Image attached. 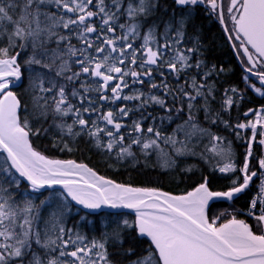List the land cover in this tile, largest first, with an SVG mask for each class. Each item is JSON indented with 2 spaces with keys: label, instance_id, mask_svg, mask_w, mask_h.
<instances>
[{
  "label": "snow or ice",
  "instance_id": "obj_1",
  "mask_svg": "<svg viewBox=\"0 0 264 264\" xmlns=\"http://www.w3.org/2000/svg\"><path fill=\"white\" fill-rule=\"evenodd\" d=\"M174 3L186 11L179 17L173 13L163 23L164 31L159 35L164 43H160L157 21H148L158 10V0H0V151L6 153L0 165V264H121L109 258L106 244L111 238L121 246L114 253L116 256L135 255L133 249L122 248L123 232L127 230L136 233V240L147 239L149 244L144 250L147 255L128 264H264V155L257 158L260 171L250 170L252 143L257 135L264 137V106L248 109L244 114L253 113L254 121L234 126L238 138H241L239 130L250 129L252 133L239 168L242 176L234 179L227 191H211L208 178L204 177L202 183L183 195L118 184L98 175L86 164L50 158L33 147L30 139L49 129L41 126L33 131L27 117L22 120L19 115L21 100L13 89L23 87L25 73L20 61L23 52L27 56L23 60L28 72L27 90L38 123L51 112L54 123L56 117L60 118L61 122L55 126L61 132L73 137L86 133L95 138L97 147L109 152L118 147V158L134 156L133 144L140 146L145 155L153 148L162 153L161 142L171 145L178 155H195L188 147L191 139L208 136L213 142L212 151L228 161L218 171L235 173L230 143L226 149L220 147L218 142L224 138L200 127L193 115L194 110L200 109L210 115L213 86L207 83V78L215 66L204 73L202 81L198 82L194 75L179 86L181 74L193 67L200 70L203 62H190L191 55L198 50L195 45L187 49L178 46L185 37L192 9L204 5L224 25L228 39L238 42L232 46L242 50L245 71L264 84V0H174ZM121 18L124 22H120ZM142 27L147 28L143 35ZM141 36L143 42L137 46L135 42ZM164 69L176 79L177 87L168 84ZM154 72L161 77L159 83L153 82ZM145 78L150 92L163 90L164 96L141 91ZM244 80L247 82L249 77L246 75ZM249 86L264 95L261 88ZM125 89L130 93L125 94ZM229 91L238 95L236 88L225 91L224 110L237 102L227 95ZM168 95L172 97V108L167 107L165 96ZM198 97L203 99L199 107L195 103ZM73 99L78 103L74 104ZM118 101L138 103L134 108L124 105L116 111L111 107L102 111ZM177 101L179 107H175ZM149 104L165 108L168 119H172L173 111L179 115L186 107L187 119L175 130L182 132L185 140L164 136L153 126L146 130L152 135L145 136L142 121L148 117L141 115L131 125L137 135L125 145V136L120 132L125 125L120 121ZM91 113L97 114L96 120L90 116L84 118ZM65 117H71L72 123H65ZM219 119L217 113L212 123ZM100 122L104 127L99 126ZM223 123L232 127L228 121ZM77 126L79 131L74 130ZM102 136L107 137L106 144L101 143ZM60 142L62 138L54 146ZM258 143L264 146V138ZM67 148L64 143L61 151ZM13 169L18 176L12 173ZM258 175L261 183L250 202L248 215L255 219L259 234L235 215L227 218L221 213L209 217L210 201L233 200ZM22 179L29 183L33 193L39 194L36 199L44 195L42 189L61 186L63 191L59 195L64 201L70 198L90 210L104 206L134 210V219L113 221L112 232L105 233L101 240L89 241L79 232L73 236V229L64 224L69 205L63 202L50 205L55 192H49L39 204L29 198L18 202L12 193L17 192ZM42 209L48 212L46 217L42 216ZM37 221L43 222V228Z\"/></svg>",
  "mask_w": 264,
  "mask_h": 264
},
{
  "label": "trees",
  "instance_id": "obj_2",
  "mask_svg": "<svg viewBox=\"0 0 264 264\" xmlns=\"http://www.w3.org/2000/svg\"><path fill=\"white\" fill-rule=\"evenodd\" d=\"M158 4L159 7L157 12L149 17L148 21L149 23L153 20L157 21V38L160 43H164L162 36L159 35L164 31L163 23L167 21L169 16L173 13L179 17L186 10L177 7L174 0H158ZM165 9H167V11H165ZM120 22H124V19L121 18ZM146 31V27L141 28L142 35ZM119 32L120 30L118 29V33ZM142 42L141 36L135 43L138 46ZM73 43H76V41L73 40ZM194 45L198 50L191 55L190 62L195 64L198 60L202 61V68L197 70L193 67L186 73H182L179 86H183L185 79H190L194 75L198 82L202 81L204 73L215 66V70L212 72L210 78H207V83L213 86L212 94L209 97L210 115L203 109L198 111L194 110L193 115L200 127L209 129L212 134L224 138L222 142H218L220 147L226 149L230 143L237 168L235 173H220L218 171V167L223 166V164L228 161L222 159L212 151L213 142L208 136H196L191 139L188 147L195 155H178L171 145H166L161 142L160 148L163 149L162 153L153 148L145 155L141 152L140 146L133 144L131 150L134 156L118 158V147L109 152L104 147H97L95 138L88 136L86 133H81L73 137L69 136L66 131L61 132L60 129L55 126V124L60 123L61 120L59 117H56L54 123L51 112H49L46 119L42 118L41 122L38 123L32 105L31 93L27 90L28 72L26 70L27 66L23 65V60L27 59V56L22 52L20 61L25 77L23 80V87L15 89L23 105L21 119L23 120L27 117L33 131L41 126L49 129L47 133L39 136H31L34 147L50 158L64 160L74 159L78 162L86 163L103 176L135 187L161 188L171 193L179 194L194 188L199 183L203 182L204 177H207L212 190H227L231 187L234 179L238 176H242V173L239 172V168L243 165L244 156L248 147V140L251 139L252 136L250 129H242L239 130L241 138H238L234 126L238 123H247L249 120L254 121L256 119L253 113H248L247 116L244 114L248 112V109L258 110L261 106H264V95H261L249 86L250 82L253 83L251 78H249L247 82L244 80L246 76L245 72L240 67L218 20L214 19L212 15L206 14V12L199 7H194L192 9V17L187 23L185 37L178 47L187 49L192 48ZM136 70L139 71L140 69ZM164 71L168 84L173 88L177 87L176 79L169 75L167 69H164ZM198 71L199 75H197ZM160 80L161 77L159 73L154 72L153 82L159 83ZM60 82H63V80L61 79ZM129 82L131 83V80H129ZM76 87H79V82H76ZM136 87L139 88L140 86L136 85ZM70 88L71 85H69V89ZM232 88L238 90V95H233L230 91L227 95L233 96V99L237 102L227 110H224L222 105L225 99V91ZM140 90L151 95L164 96L163 90H151L150 92L147 78H145V84ZM129 93L130 90L125 89V94ZM70 99L72 98L70 97ZM165 99L167 107H174L171 95L165 96ZM72 102L74 104L78 103L75 99H73ZM137 103L138 101H118L115 105L104 107L102 111H107L109 107H111L113 111H116L119 107L124 105L128 108H134ZM195 103L197 107H199L203 104V99L198 97ZM175 107H179V101H177ZM217 113H219L220 119L217 120L216 123H212ZM141 115L148 117L146 120L142 121V128L144 129L143 134L145 136L152 135L148 134L146 130L149 126H153L154 128H158L164 136H174L178 141L185 140L184 134L182 132H176L175 130L178 125L183 124V121L187 119V108L185 107L184 112L179 115L173 111L171 113L172 119H168L169 113L165 108L156 104H149L141 112H130L129 117H124L120 121L125 125V127L120 130L121 134L125 136V145L130 142V139H134L137 135L132 131L131 125L132 121L139 120ZM89 116L91 120H96L97 118L96 113L85 114L84 118L89 119ZM206 116H209V118L206 119ZM223 121H228L229 125L232 127H226ZM64 122L71 124V117H65ZM99 126L104 127V123L100 122ZM108 127L109 129L112 128L111 125ZM74 130L79 131V126ZM61 138L63 142L56 143V146H54V143L61 141ZM261 138L264 137L257 135L256 141L252 143L253 156L250 158V170L252 171H257L259 169L257 158L262 155V146L259 145L258 140ZM64 143H67L68 148L61 151V149L64 148ZM101 143L106 144L107 137L102 136ZM179 146L180 145L177 144V147ZM3 160L4 156L0 154V165H2ZM0 172H2V168H0ZM254 184L255 182L250 189L239 195L232 203L218 202L214 204L210 209V215H213L214 211L220 208L233 207L238 210L245 209L249 203ZM5 187H7V185H5ZM49 192H55L56 194L52 201H50V205L53 202H63L69 205L70 210L64 217V224L66 228L73 229V236L76 232H79L81 235L86 236L89 241L94 238L101 240L105 233L110 234L112 232L115 226L113 221L134 219V216L129 213L115 214L101 212L92 214L85 212L75 206L69 199L64 201L59 195L61 192L59 190L44 191V195L36 199L39 194L32 193L29 187L22 183V181L17 192L12 193V195L17 198L18 202L22 203L24 198H29L32 199L35 204H39V200L47 196ZM17 193H23V195L18 196ZM41 214L46 217L48 212L42 209ZM225 216L229 218L228 215ZM238 217L243 216L239 213ZM37 225L43 228L42 221H37ZM135 237L136 233L131 230L123 232L124 243L122 248L124 250L131 248L135 252V255L127 256L114 255L121 246L114 243L110 238L106 244L109 258L120 261L121 264H128L129 261L135 260L137 257L147 255V252L144 250L149 247L148 240H136ZM65 238L67 239V236ZM69 250L72 249L69 248Z\"/></svg>",
  "mask_w": 264,
  "mask_h": 264
},
{
  "label": "water",
  "instance_id": "obj_3",
  "mask_svg": "<svg viewBox=\"0 0 264 264\" xmlns=\"http://www.w3.org/2000/svg\"><path fill=\"white\" fill-rule=\"evenodd\" d=\"M227 35H228V33H227ZM231 44H232V42H231ZM233 45V44H232ZM233 47V46H232ZM233 50H234V53L236 54V56H237V58H238V60H239V57H238V54H237V51H236V49L235 48H233ZM239 63H240V65L243 67V65H242V63L240 62V60H239ZM244 68V67H243ZM21 110V109H20ZM20 112V111H19ZM2 152V151H1ZM5 155H6V153H5ZM9 163H10V161H9ZM87 165V164H86ZM88 166V165H87ZM89 167V166H88ZM90 168V167H89ZM14 170V169H13ZM14 172H15V170H14ZM96 172V171H95ZM97 173V172H96ZM17 175H18V173H16ZM98 175H100L99 173H97ZM106 178V177H105ZM106 179H109V178H106ZM23 180V179H22ZM110 180H112V179H110ZM23 181H25V180H23ZM113 181H115V180H113ZM27 184H29L27 181H25ZM116 183H118L117 181H115ZM118 184H120V183H118ZM132 187H135V186H132ZM55 188H59V189H62V187L61 186H54V188L53 189H55ZM138 188H145V187H138ZM210 189V188H209ZM45 190H50V189H42L41 191H45ZM63 190V189H62ZM160 190V189H159ZM211 190V189H210ZM160 191H163V190H160ZM191 191V190H190ZM212 191V190H211ZM163 192H166V191H163ZM167 193H169V192H167ZM172 194V193H171ZM172 195H175V194H172ZM176 195H183V194H176ZM240 194H238L237 196H239ZM236 196V197H237ZM235 197V198H236ZM234 198V199H235ZM217 201H230V200H226V199H224V198H214L212 201H210L209 202V208H210V206L214 203V202H217ZM73 203L76 205V206H78V207H80V208H82L83 210H85V211H87V212H90V213H100V212H103V211H109V212H112V213H119V212H130V213H133L134 214V210H130V209H125V208H119V209H113V208H110V207H107V206H104V207H102V208H100V209H96V210H90V209H85V208H83V206H81V205H78V204H76V202H74L73 201ZM209 210V209H208Z\"/></svg>",
  "mask_w": 264,
  "mask_h": 264
},
{
  "label": "rangeland",
  "instance_id": "obj_4",
  "mask_svg": "<svg viewBox=\"0 0 264 264\" xmlns=\"http://www.w3.org/2000/svg\"><path fill=\"white\" fill-rule=\"evenodd\" d=\"M250 84H254L256 87H258V85L255 84V83L250 82L249 85H250ZM253 89H254V88H253ZM254 90H255V89H254ZM261 90L263 91V89H261ZM221 213H224L225 215H228V216H233V215H235V211H234L233 207H228V208H224V209H222V208L217 209L216 211H214V215H213L212 217L218 216V215H220Z\"/></svg>",
  "mask_w": 264,
  "mask_h": 264
},
{
  "label": "flooded vegetation",
  "instance_id": "obj_5",
  "mask_svg": "<svg viewBox=\"0 0 264 264\" xmlns=\"http://www.w3.org/2000/svg\"><path fill=\"white\" fill-rule=\"evenodd\" d=\"M195 7H199V8H201L202 10H204V11L206 12V14H208V15H212V16L214 17V19L218 20L217 17H216V14H215V13H213V12H209V11L206 10V6H204V5H198V6H195ZM218 22H219V20H218ZM219 24H220L221 27H222V24H221L220 22H219ZM228 27L231 28V22H230V21L228 22ZM233 42H234V43H238L237 41H233ZM238 50H239V53H240V57H241V59H242L243 61H245L246 58L243 57L242 54H241L242 50H240V49H238ZM250 50H251V49H250Z\"/></svg>",
  "mask_w": 264,
  "mask_h": 264
},
{
  "label": "built area",
  "instance_id": "obj_6",
  "mask_svg": "<svg viewBox=\"0 0 264 264\" xmlns=\"http://www.w3.org/2000/svg\"><path fill=\"white\" fill-rule=\"evenodd\" d=\"M260 183H261V177L259 176V177H258V186H257L256 191L254 192L253 197H254V196L256 195V193L258 192V189H259ZM258 209H259V204L257 205V210H256V214H257V215L259 214Z\"/></svg>",
  "mask_w": 264,
  "mask_h": 264
}]
</instances>
